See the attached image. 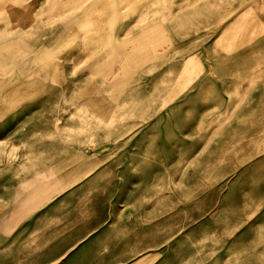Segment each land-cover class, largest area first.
<instances>
[{
    "label": "rangeland",
    "instance_id": "374dc122",
    "mask_svg": "<svg viewBox=\"0 0 264 264\" xmlns=\"http://www.w3.org/2000/svg\"><path fill=\"white\" fill-rule=\"evenodd\" d=\"M9 4L29 9L36 34L56 28L53 96L15 119L27 123L26 147L11 145L27 154L12 161L22 181L49 182L47 201L154 219L157 264H264V0H56L53 19L49 0ZM89 39L100 46L74 56ZM110 48L119 70L93 76Z\"/></svg>",
    "mask_w": 264,
    "mask_h": 264
},
{
    "label": "crops",
    "instance_id": "0c3cea01",
    "mask_svg": "<svg viewBox=\"0 0 264 264\" xmlns=\"http://www.w3.org/2000/svg\"><path fill=\"white\" fill-rule=\"evenodd\" d=\"M20 7L9 4L0 11V65L9 67L8 72L0 73V264H157V226L154 219L109 216L107 205L76 208L68 201H47L44 194L54 187L42 177L22 181L26 165L12 164V161L27 160L25 149L24 152L12 154L13 142L21 148L26 147L27 141V123L21 121V117L16 122L17 115L25 117L28 112L37 109L36 105H28V96H53L55 86L52 82L56 79V73L52 76L56 67V28L54 30L51 26L45 34H36L35 27L33 30L31 25V12ZM49 7L50 18H56V0H49ZM115 14L108 17L113 19L119 13ZM148 33L140 36L137 43L144 40ZM47 34L51 35L50 39ZM150 34L155 41L156 29ZM30 35L32 37L26 39ZM102 39L104 42L111 41L108 36ZM87 41L82 47L83 51L74 56L87 60L89 45L93 48L100 46L90 39ZM48 47H53L51 52H43ZM137 47L139 53L149 49L141 44ZM113 52V48H110L106 61L101 59L90 67L93 76L110 65H115L116 71L119 70L118 60L111 59ZM49 57L50 60L44 65L36 66L39 60ZM13 64L18 65V72L14 74L10 72ZM27 66L29 69L35 68L28 72ZM27 78L37 79L27 81ZM42 81L47 84L44 91L27 95V90H21L31 84L36 88V83ZM95 92L100 94L98 86L92 84L91 91L85 95L91 97ZM87 106L95 114L96 111ZM17 128L18 137H11L12 129ZM90 162L93 163L92 155ZM82 169L78 165L76 172ZM16 176L19 178L17 183H11ZM78 209L88 212H76ZM94 210H101L102 213L95 214Z\"/></svg>",
    "mask_w": 264,
    "mask_h": 264
},
{
    "label": "bare ground",
    "instance_id": "6f19581e",
    "mask_svg": "<svg viewBox=\"0 0 264 264\" xmlns=\"http://www.w3.org/2000/svg\"><path fill=\"white\" fill-rule=\"evenodd\" d=\"M72 2V1H71ZM74 3V5L76 4L75 2H73ZM72 6H73V4H72ZM71 6V7H72ZM70 7V6H69ZM75 7V6H74ZM63 11H64V9H63ZM63 11H61V12H63ZM60 13V12H59ZM105 19H107V18H105ZM103 20V19H102ZM104 21V20H103ZM34 53V52H33ZM37 58V57H36ZM35 58V59H36ZM38 59V58H37ZM187 60V59H186ZM29 63V62H28ZM32 63V62H31ZM35 65V64H34ZM35 68V67H34ZM56 68V67H55ZM8 70H9V67L7 66V67H4V66H2V65H0V73H6V72H8ZM25 71V70H24ZM29 74V73H28ZM54 74V73H53ZM24 79V78H23ZM38 84V83H37ZM42 84H43V82H42ZM34 84H32L31 86H30V90H31V95L32 94H34V93H32L33 91H34V89L36 90L35 91V93H38V90H39V87H38V85L40 86V84H38V85H36V88L33 86ZM28 86V85H27ZM26 86V87H27ZM20 89V88H19ZM22 89H24V88H21V90ZM28 99H30L31 97H27ZM27 99V100H28Z\"/></svg>",
    "mask_w": 264,
    "mask_h": 264
}]
</instances>
